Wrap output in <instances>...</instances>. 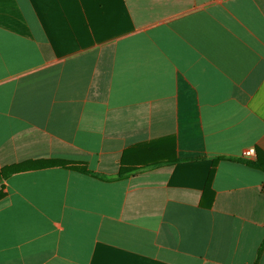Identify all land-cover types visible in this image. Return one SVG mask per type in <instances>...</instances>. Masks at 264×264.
I'll return each mask as SVG.
<instances>
[{
  "label": "crops",
  "instance_id": "obj_1",
  "mask_svg": "<svg viewBox=\"0 0 264 264\" xmlns=\"http://www.w3.org/2000/svg\"><path fill=\"white\" fill-rule=\"evenodd\" d=\"M41 160L92 175H11L0 264H264V0H0V169Z\"/></svg>",
  "mask_w": 264,
  "mask_h": 264
},
{
  "label": "trees",
  "instance_id": "obj_2",
  "mask_svg": "<svg viewBox=\"0 0 264 264\" xmlns=\"http://www.w3.org/2000/svg\"><path fill=\"white\" fill-rule=\"evenodd\" d=\"M247 164H249L250 166L253 167H261L264 168V164H262L260 162V160L256 161V162H247ZM65 167V168H69V169H73V170H77L79 172H82L83 174H90L92 175L90 172H88L86 169L84 168H78V167H74V166H68L64 163L61 162H57V161H46V160H41V161H36V162H30L27 164H21V165H13V166H8V167H3L0 169V200L4 197V182L13 174L19 173V172H24L27 170H38V169H45V168H51V167ZM126 175V173H124V170H122V168H120L119 173H118V178L122 179L124 178V176ZM262 247H260L259 249V253H258V257L257 259L260 257V253L262 251Z\"/></svg>",
  "mask_w": 264,
  "mask_h": 264
},
{
  "label": "built area",
  "instance_id": "obj_3",
  "mask_svg": "<svg viewBox=\"0 0 264 264\" xmlns=\"http://www.w3.org/2000/svg\"><path fill=\"white\" fill-rule=\"evenodd\" d=\"M254 156H255V151L253 148H249V149L245 150L244 157L253 158Z\"/></svg>",
  "mask_w": 264,
  "mask_h": 264
}]
</instances>
